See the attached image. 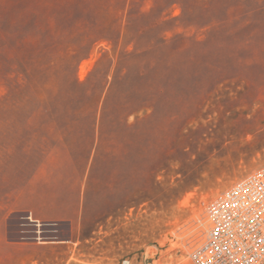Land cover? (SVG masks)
<instances>
[{"label": "rangeland", "instance_id": "obj_1", "mask_svg": "<svg viewBox=\"0 0 264 264\" xmlns=\"http://www.w3.org/2000/svg\"><path fill=\"white\" fill-rule=\"evenodd\" d=\"M263 167L264 0H0V264H194Z\"/></svg>", "mask_w": 264, "mask_h": 264}, {"label": "built area", "instance_id": "obj_2", "mask_svg": "<svg viewBox=\"0 0 264 264\" xmlns=\"http://www.w3.org/2000/svg\"><path fill=\"white\" fill-rule=\"evenodd\" d=\"M205 211L209 228L191 255L194 264H264V167L213 198Z\"/></svg>", "mask_w": 264, "mask_h": 264}, {"label": "crops", "instance_id": "obj_3", "mask_svg": "<svg viewBox=\"0 0 264 264\" xmlns=\"http://www.w3.org/2000/svg\"><path fill=\"white\" fill-rule=\"evenodd\" d=\"M33 182H31L32 184ZM52 206L56 208V211L52 215H44L42 214L41 207L39 206H26L22 207L23 209L29 210L32 214H35L36 217L39 220L43 221H65V222H71L74 224L77 221V209L74 205V208L72 207V203L70 199L62 198V197H55L52 199ZM72 207V208H71Z\"/></svg>", "mask_w": 264, "mask_h": 264}, {"label": "bare ground", "instance_id": "obj_4", "mask_svg": "<svg viewBox=\"0 0 264 264\" xmlns=\"http://www.w3.org/2000/svg\"><path fill=\"white\" fill-rule=\"evenodd\" d=\"M197 222H198V225H199L198 236H197L196 239L192 240V242H191L192 243V246H195L196 244H198L201 241L200 238L204 235V233H203V227H204V225L206 223L208 224V228H209V221L207 219V216L204 215L203 209H201V213L199 214V217H198ZM207 231H208V229H207ZM205 236H206V234H205ZM192 253H191V255H192Z\"/></svg>", "mask_w": 264, "mask_h": 264}]
</instances>
